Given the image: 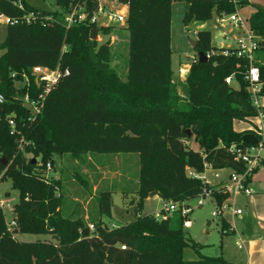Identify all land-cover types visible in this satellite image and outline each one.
<instances>
[{
  "label": "trees",
  "instance_id": "16d2710c",
  "mask_svg": "<svg viewBox=\"0 0 264 264\" xmlns=\"http://www.w3.org/2000/svg\"><path fill=\"white\" fill-rule=\"evenodd\" d=\"M54 1L56 9L50 10L27 0H21L24 8L18 0H0V15L17 20L5 24L0 42V92L6 98L0 108V181L9 176L19 191L13 208L17 225L12 230L0 207V264H229L223 256L186 259L184 250L196 251L198 243L186 239L181 215L158 218L142 210L152 196L174 201L198 196L203 181L190 176L189 170L203 173L206 164L237 172L246 168L229 147L245 146L241 141L245 132L234 128V120L257 116L245 79L249 61L224 55L223 46H213L211 30L199 29L195 49L210 55L206 62L198 58L192 62L181 85L184 96L172 68V3L185 2V26L232 13L234 4L230 0H121L129 6L123 25L129 31L123 79L111 65V32L116 26L66 27L63 22L43 26L41 17L53 14L61 21L72 2ZM246 1L241 0V6ZM32 10L40 11V18L22 21ZM248 24L252 32L264 36V7L255 6ZM95 29L102 41L93 38ZM256 64L263 84L264 64ZM35 66L69 71L44 95L37 112L18 100L26 94L38 100L43 93L32 72ZM230 74L237 86L226 83ZM8 116L16 120L24 137L22 145L20 136L11 133ZM189 139L198 147L189 145ZM85 153L138 155V201L132 219L119 225L102 219L112 216L113 188H99L95 195L96 218L70 211V204L65 207L64 180L47 178L46 164L53 165L55 155L68 154L74 160ZM80 169L75 167L70 178L92 194V184ZM218 188L213 197L221 203L228 195ZM222 219L223 233H233V226ZM89 224L94 225L93 231ZM16 233L52 234L53 238L23 241Z\"/></svg>",
  "mask_w": 264,
  "mask_h": 264
},
{
  "label": "rangeland",
  "instance_id": "374dc122",
  "mask_svg": "<svg viewBox=\"0 0 264 264\" xmlns=\"http://www.w3.org/2000/svg\"><path fill=\"white\" fill-rule=\"evenodd\" d=\"M27 1L36 7L56 9L54 0ZM184 10L185 2H173L171 17L172 68L174 80L178 82V90L182 96H184L185 90L181 85L184 84L185 77H179L178 70L179 67L186 65L190 60L198 58V50L193 49L191 40L197 39L196 35L200 24V21L193 20L185 26L183 23ZM240 15L247 23V14L240 10ZM216 17L214 15L212 19L207 20L205 22L206 28H203L211 30L213 46L220 47L221 44H234V40L231 38L233 34H237L233 31L234 28L229 25L217 24ZM115 26L111 32L110 40L113 51L111 65L125 79L127 75L129 31L123 28L125 25L116 24ZM222 32H226L229 37H224ZM242 32L243 30L240 29V35L243 34ZM4 37L5 23L0 20V42L4 40ZM97 39L102 41L101 36ZM262 49H264V45L257 48L256 52ZM234 86H237V84H234ZM260 99L264 106V89ZM29 108L31 111L34 110L30 105ZM257 120L255 117L247 120L236 119L233 126L236 130L242 131L250 125L252 126V123ZM253 126H256V124H253ZM187 143L195 148L198 147L192 139H189ZM28 156L32 155L29 154ZM89 162L91 167L88 165ZM75 167H80L79 171L87 176L92 184V194H88L82 185L75 179L70 178V174ZM138 172V155L135 153L97 154L94 156L85 153L74 160L68 154L55 155L52 169L46 170L48 176L56 178L61 176L64 180L62 192L65 207L70 204L72 208L70 211L80 210V213L85 212L87 217H98L95 195L98 193L99 188H113L112 216H102V219L110 225L123 224L132 219L133 210L138 201L135 191L138 185ZM222 174V169L209 168L206 170L205 176L207 181L213 182L219 180ZM262 196V193L259 192L255 197L239 195L235 199L232 198L235 201V207L242 208L244 211L241 215L232 216L229 214L228 220L235 229V232L230 234H224L222 231V217L213 216L212 212L215 205L212 201L206 200L203 206L198 205L197 197L184 201L193 208V211L189 213L192 226L183 228L184 235L189 242L193 240L198 243L196 251L191 247L184 250L185 258L192 260L203 256H223L229 264H248L249 261L253 264L256 261L261 262L264 260L261 250V248L264 249V201H261ZM260 198L261 200L258 201L257 199ZM2 200H7L3 203L2 208L5 219L9 221L14 205L19 200V191L13 187L12 179L9 176L0 181V202ZM77 203H80L81 206L77 207ZM161 208H163L162 200L157 196H152L145 200L142 214H157L161 212ZM170 215H175V218L179 217L178 214ZM16 235L19 240L23 241L51 240L53 238L52 234L16 233ZM259 235L261 236L257 237ZM240 244L242 247H239Z\"/></svg>",
  "mask_w": 264,
  "mask_h": 264
},
{
  "label": "built area",
  "instance_id": "2783aa9c",
  "mask_svg": "<svg viewBox=\"0 0 264 264\" xmlns=\"http://www.w3.org/2000/svg\"><path fill=\"white\" fill-rule=\"evenodd\" d=\"M230 1L234 4L235 10L229 14L223 13L217 15L215 21L219 25H229L238 30L237 34L232 35L231 37L234 40V44L223 46L224 49L222 50V53L224 55L243 57L249 61V67L245 73V79L249 82L250 100L257 110L256 118L259 119L258 124L253 126L254 131H251L258 137V142L254 145L245 144L244 149L233 144L229 147V152L235 159L244 161L246 168L243 172L232 170L227 182L219 185L221 190L228 195V197L221 203H218L213 197L214 191H216V189L219 190V188L209 185L207 177L205 176L206 170L212 168L211 165L206 164L203 173L189 170L190 176L201 179L204 184L200 194L196 196L198 198V205L203 206L206 200H210L215 205V209L212 212L213 216H221L226 219L229 214L234 216L243 213V209L235 207V201L231 198H235L239 195H250L254 192L249 181L255 170L261 167L262 162L264 161V107L260 99L263 85L261 82L260 67L256 64L255 60V52L257 48L264 45V36L252 32L249 28L248 22L246 23L244 18L240 15L241 0ZM17 4L20 8H24V4L21 0H18ZM128 7V3L122 2L121 0H72L69 9L64 14L63 20L60 21L58 18L54 17L53 14H48L41 17V21L43 26L53 25L60 22H63L66 27H70L74 24L97 25L98 27L115 26L116 24L125 25ZM40 14V11H27L21 20L35 22L40 18ZM0 20L5 24L17 21L16 19L5 15H0ZM240 29L243 30V34L241 35ZM222 35L226 38L229 37L226 32H222ZM99 36L101 35L97 34L96 38ZM209 55L210 54H207L208 57ZM193 61L194 60L192 59L190 62L186 63V65L179 67V77L184 78L188 75ZM32 72L36 77V81L43 86L44 91L39 95L38 100H31L27 94L18 97V100L23 104H29L33 107L34 111L37 112L41 109L44 95L55 84H57L63 76L67 75L69 71L62 70L60 66H57L54 69L46 66H35ZM225 81L229 85L234 84V74L228 75ZM5 100V96L0 92V108ZM8 124L11 133L20 136L19 142L21 143L20 145H22L24 137L20 134L16 120L13 116H8ZM46 168L47 170L52 169V164L48 162ZM49 177L50 176L47 175V178ZM159 198L163 202V208H161V212L155 214L156 217L159 218L161 216H166L167 214L179 213L183 218V227L190 228L192 226V221L189 218V213L193 211L192 207L188 206L184 201L166 200L161 196H159ZM6 201L7 200H2L0 202V207H2L3 203ZM13 214L14 210L12 211L10 220H6L9 230H12L17 225ZM89 228L91 231L95 229L93 224H89ZM232 228L234 229V227ZM122 247L124 248L125 246ZM239 247H242V245L240 244Z\"/></svg>",
  "mask_w": 264,
  "mask_h": 264
},
{
  "label": "crops",
  "instance_id": "0c3cea01",
  "mask_svg": "<svg viewBox=\"0 0 264 264\" xmlns=\"http://www.w3.org/2000/svg\"><path fill=\"white\" fill-rule=\"evenodd\" d=\"M256 5H260V6L264 7V0H247L241 6L240 10H243L244 13L247 14V16H248L247 19H248L249 16L255 11V6ZM205 25H206L205 22H200L198 27H199V29H203V28H206ZM233 31L235 33H237L238 30L234 28ZM233 35H235V34H233ZM221 46H227V45L221 44ZM255 60H256V62H258L260 64H264V49L259 50L258 52H255ZM263 89H264V83H263L262 91H263ZM258 122H259V119L256 122H253L252 126L250 125V127L246 128V129H243L242 131H244L245 133H247L246 131L251 132L250 129L253 128V124H258ZM222 171H223V174H222V177L219 180H216V181H213V182L207 181L209 183V185L218 188L219 185L224 184V183L227 182V180L229 179L230 174L232 173V169L231 168H224V169H222ZM249 184L254 189V192L252 194H250V195H243V196H247V197L254 196L255 197V196H257L259 194V192H261L262 195H263L262 196V200H261V198L257 199V200L258 201H260V200L264 201V198H263L264 197V166H262V168L258 169L256 172L253 173V175H252V177H251V179L249 181ZM156 196L159 197V195H156ZM233 199H235V198H233ZM227 221H228V223H230L228 218H227ZM234 232H235V230H234ZM260 236L261 235H259L257 237H260ZM261 250H262L263 255H264V249L261 248ZM248 264H251V261H249ZM253 264H264V260H262L261 262L256 261Z\"/></svg>",
  "mask_w": 264,
  "mask_h": 264
},
{
  "label": "water",
  "instance_id": "95a60500",
  "mask_svg": "<svg viewBox=\"0 0 264 264\" xmlns=\"http://www.w3.org/2000/svg\"><path fill=\"white\" fill-rule=\"evenodd\" d=\"M94 33L95 34H94L93 38H96V35H97L96 29L94 30ZM191 44H192L193 49H195V48H197L198 41L197 40H191ZM197 55H198V60L201 62H206L208 60V56L201 50L198 51ZM241 141L247 145H254L258 142V137L252 132H247V133H244L242 135ZM33 161H36V158H34ZM15 216H16V214L14 213L13 217H15Z\"/></svg>",
  "mask_w": 264,
  "mask_h": 264
}]
</instances>
